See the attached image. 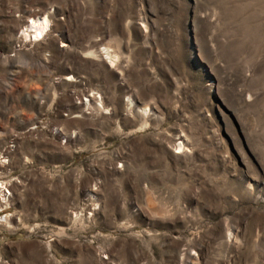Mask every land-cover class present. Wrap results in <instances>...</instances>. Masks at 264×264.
I'll return each instance as SVG.
<instances>
[{"label": "rangeland", "instance_id": "374dc122", "mask_svg": "<svg viewBox=\"0 0 264 264\" xmlns=\"http://www.w3.org/2000/svg\"><path fill=\"white\" fill-rule=\"evenodd\" d=\"M0 181V264H264V0H0Z\"/></svg>", "mask_w": 264, "mask_h": 264}, {"label": "bare ground", "instance_id": "6f19581e", "mask_svg": "<svg viewBox=\"0 0 264 264\" xmlns=\"http://www.w3.org/2000/svg\"><path fill=\"white\" fill-rule=\"evenodd\" d=\"M48 19L46 17H44V18L38 17L36 20H32L31 25H28V28L25 29L24 32L22 33L23 34L22 35L23 40L26 42H28L29 40H31V42L32 41L37 42L38 40L43 39L45 36V33L48 29V26H50ZM32 31L35 32L34 39H32V37H30L31 36L30 33ZM106 54H107L106 57L110 60L111 64H114L116 55L113 56L110 52H107ZM142 111H144L145 113H148L149 109L145 108V109H142ZM181 147H183V146H181ZM177 149H180V147H177ZM0 183L2 184V185H0V196L2 197L3 193H4L3 187L7 184L5 182H2V181H0ZM1 186H3V187H1ZM2 202H3V199H0V207L2 206Z\"/></svg>", "mask_w": 264, "mask_h": 264}, {"label": "built area", "instance_id": "2783aa9c", "mask_svg": "<svg viewBox=\"0 0 264 264\" xmlns=\"http://www.w3.org/2000/svg\"><path fill=\"white\" fill-rule=\"evenodd\" d=\"M0 185H2V184L0 183ZM1 187H3V186H1ZM4 187H5V186H4ZM3 189H4V188H3ZM3 196H4V193H3ZM3 196H2V197L0 196V199H3V202H4V197H3ZM3 202H2V203H3Z\"/></svg>", "mask_w": 264, "mask_h": 264}]
</instances>
